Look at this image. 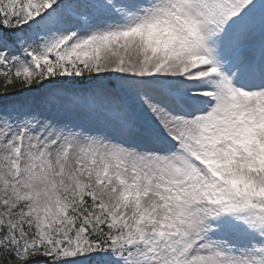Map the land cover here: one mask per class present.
Here are the masks:
<instances>
[{
    "label": "snow or ice",
    "instance_id": "obj_1",
    "mask_svg": "<svg viewBox=\"0 0 264 264\" xmlns=\"http://www.w3.org/2000/svg\"><path fill=\"white\" fill-rule=\"evenodd\" d=\"M0 264H264V0H0Z\"/></svg>",
    "mask_w": 264,
    "mask_h": 264
}]
</instances>
